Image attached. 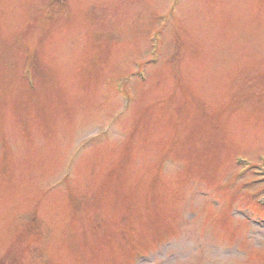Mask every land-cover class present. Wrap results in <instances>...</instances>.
<instances>
[{"label":"rangeland","instance_id":"obj_1","mask_svg":"<svg viewBox=\"0 0 264 264\" xmlns=\"http://www.w3.org/2000/svg\"><path fill=\"white\" fill-rule=\"evenodd\" d=\"M64 1L0 0V117L8 119L5 76L19 77L22 55L33 50L45 63L33 66L49 78L35 91L58 107L52 145L34 140L27 162L31 193L0 177L2 264H264V221L243 200L264 187V0H177L172 12L169 0ZM156 25L161 43L149 53ZM22 29L18 40L36 48L11 50ZM103 40L104 48L95 46ZM152 53L160 61L144 66L148 82L134 79V61ZM112 78L132 82L136 101L79 154L66 181L70 152L125 104L98 98ZM9 141L21 159L26 141ZM240 157L249 159L247 168L239 170ZM244 169L247 179L233 177ZM228 181L233 188L222 191ZM63 183L74 185L79 202L65 215L94 234L66 239L73 257L55 234L64 215L56 209L62 192L52 189ZM34 217L35 228L22 235Z\"/></svg>","mask_w":264,"mask_h":264},{"label":"trees","instance_id":"obj_2","mask_svg":"<svg viewBox=\"0 0 264 264\" xmlns=\"http://www.w3.org/2000/svg\"><path fill=\"white\" fill-rule=\"evenodd\" d=\"M19 166H21V165H19V164H12V163H9L8 168H17V167H19Z\"/></svg>","mask_w":264,"mask_h":264}]
</instances>
